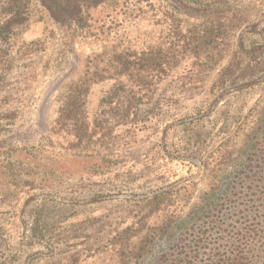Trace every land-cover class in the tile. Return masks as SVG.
<instances>
[{
  "label": "rangeland",
  "instance_id": "obj_1",
  "mask_svg": "<svg viewBox=\"0 0 264 264\" xmlns=\"http://www.w3.org/2000/svg\"><path fill=\"white\" fill-rule=\"evenodd\" d=\"M80 8L84 39L74 0H0V264H153L180 230L148 203L264 137V0Z\"/></svg>",
  "mask_w": 264,
  "mask_h": 264
},
{
  "label": "trees",
  "instance_id": "obj_2",
  "mask_svg": "<svg viewBox=\"0 0 264 264\" xmlns=\"http://www.w3.org/2000/svg\"><path fill=\"white\" fill-rule=\"evenodd\" d=\"M74 2L79 10H72L65 26L68 31L77 26L84 39L92 19L88 14L80 17L85 12L80 7L89 5L90 0ZM151 91L147 90L146 96ZM248 148L251 151L246 159L241 157L240 170H236V159L217 156L210 168L213 182L188 214L179 215L181 204L175 206L159 197L148 203L150 211L155 208L153 212L162 214L163 234L173 227L180 230L175 244L162 250L153 264H254L256 253L264 252V137L248 142Z\"/></svg>",
  "mask_w": 264,
  "mask_h": 264
}]
</instances>
